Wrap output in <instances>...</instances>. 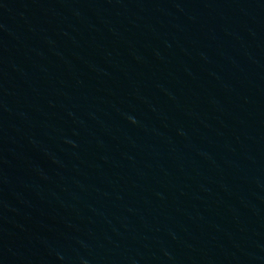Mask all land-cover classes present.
<instances>
[{
    "label": "water",
    "instance_id": "obj_1",
    "mask_svg": "<svg viewBox=\"0 0 264 264\" xmlns=\"http://www.w3.org/2000/svg\"><path fill=\"white\" fill-rule=\"evenodd\" d=\"M0 264H264V0H0Z\"/></svg>",
    "mask_w": 264,
    "mask_h": 264
}]
</instances>
